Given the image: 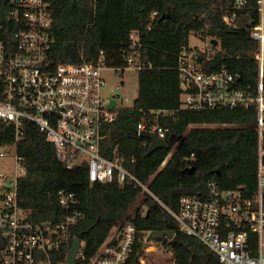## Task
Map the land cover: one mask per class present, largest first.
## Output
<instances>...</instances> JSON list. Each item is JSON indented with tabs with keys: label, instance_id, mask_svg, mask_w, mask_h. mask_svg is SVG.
<instances>
[{
	"label": "trees",
	"instance_id": "obj_1",
	"mask_svg": "<svg viewBox=\"0 0 264 264\" xmlns=\"http://www.w3.org/2000/svg\"><path fill=\"white\" fill-rule=\"evenodd\" d=\"M49 1L53 12L51 56L56 62L96 61L104 51L107 64L120 65L121 49L128 45L130 33L139 32L144 60L153 67L139 72L134 104L121 108L117 120L105 127L102 153L107 158L118 156L149 191L132 179L123 184L117 177L110 182H90L86 163L68 169L45 133L35 123L26 122L20 153L28 172L19 183L21 207L33 221H58L65 212L58 192H74L83 216L73 233L86 242L87 257L97 251L113 227L128 219L136 224L140 238L131 257L133 264H140L137 258L144 252L145 233L162 229L177 233L169 242L175 264H220L214 251L179 230L177 221L155 196L177 210L182 195L203 192L210 179H217L224 188L240 187L249 196L257 190L255 107L203 111L180 107L177 59L192 33L204 40H218L209 66H225L240 74L242 86L256 89L258 42L247 29L230 26L223 19L226 9H233V0ZM7 4L8 0H0L5 26L10 24ZM239 12L258 18V0H248ZM150 110L166 111L159 121L170 128L175 139L168 148L154 152L149 151L150 139L136 133L142 113ZM156 239L168 242L167 237Z\"/></svg>",
	"mask_w": 264,
	"mask_h": 264
},
{
	"label": "built area",
	"instance_id": "obj_2",
	"mask_svg": "<svg viewBox=\"0 0 264 264\" xmlns=\"http://www.w3.org/2000/svg\"><path fill=\"white\" fill-rule=\"evenodd\" d=\"M247 2L233 0V9H226L223 16L228 25L239 28V19L244 16L239 11ZM7 5L8 26L0 10V264H68L77 238L73 229L83 216L75 193L58 192L65 209L58 221H33L20 205L19 183L28 172L20 153L26 122L35 123L45 133L67 168L86 163L90 182H110L117 177L123 184L132 179L148 190L118 156L107 158L102 153L105 127L117 120L120 109L126 107L119 106L115 90L104 93L103 70L120 75L127 69L140 72L153 64L144 60L136 30L121 49L120 65L107 64L104 51L96 61L82 58L78 62H56L51 56V2L8 0ZM258 11L259 17L249 15L244 28L258 42L254 56L260 71L255 91L242 86L239 73L225 66H209L216 51L211 40L204 48L183 47L177 59L181 108L203 111L255 107L259 133L255 194L246 195L240 187L224 188L217 179H210L203 192L182 195L177 210L155 196L177 221L179 230L214 251L220 264H264V0H258ZM162 113L166 111L142 113L136 133H152L167 142L175 141L170 128L159 121ZM150 233L151 230L144 235V252L137 258L140 264H150L145 253L158 250ZM138 234L136 224L125 219L113 227L91 257H87L86 242L81 239L74 264H133ZM172 239L167 237L168 242L159 243L173 258L169 244ZM172 262L175 264L174 258Z\"/></svg>",
	"mask_w": 264,
	"mask_h": 264
},
{
	"label": "rangeland",
	"instance_id": "obj_3",
	"mask_svg": "<svg viewBox=\"0 0 264 264\" xmlns=\"http://www.w3.org/2000/svg\"><path fill=\"white\" fill-rule=\"evenodd\" d=\"M208 41H210L209 38L204 40L199 35L192 33L189 38V45L192 47L198 46L199 48H204ZM103 74L106 78L104 93L109 94L112 90H115L116 94L119 96V106H132L138 95L139 72L127 69L123 74L118 75L113 70L105 69L103 70ZM118 85H120V88H117ZM126 98L128 100H126ZM140 203L141 199L136 205H139ZM133 208H135V206ZM152 240L157 245L158 250L151 253H145L147 261L150 264H172L173 258L165 250V245L160 244L157 239Z\"/></svg>",
	"mask_w": 264,
	"mask_h": 264
},
{
	"label": "water",
	"instance_id": "obj_4",
	"mask_svg": "<svg viewBox=\"0 0 264 264\" xmlns=\"http://www.w3.org/2000/svg\"><path fill=\"white\" fill-rule=\"evenodd\" d=\"M249 15H244L239 19L238 22V27L244 29L246 26V21L248 20ZM212 42L214 43V45H216L218 43L217 39H212ZM144 137H147L149 139H151V143L149 146V151L150 152H154L155 150H157L158 148H168L170 146V144H172L174 141L170 140L169 142L157 137L155 134L152 133H143ZM194 169H191V172H193ZM164 237H169V238H173L176 239L177 233L174 230H168V229H162V230H153L150 233V238L152 239H162ZM80 241L81 238L77 237L74 239V243L70 249V253H69V257H68V264H74L75 263V256L76 253L79 249L80 246Z\"/></svg>",
	"mask_w": 264,
	"mask_h": 264
},
{
	"label": "crops",
	"instance_id": "obj_5",
	"mask_svg": "<svg viewBox=\"0 0 264 264\" xmlns=\"http://www.w3.org/2000/svg\"><path fill=\"white\" fill-rule=\"evenodd\" d=\"M210 39V38H209ZM211 41H212V39H210ZM213 43V42H212ZM214 44V43H213ZM214 46H218L219 47V44L217 43L216 45H214ZM152 232V231H151Z\"/></svg>",
	"mask_w": 264,
	"mask_h": 264
},
{
	"label": "bare ground",
	"instance_id": "obj_6",
	"mask_svg": "<svg viewBox=\"0 0 264 264\" xmlns=\"http://www.w3.org/2000/svg\"><path fill=\"white\" fill-rule=\"evenodd\" d=\"M252 108V107H251ZM69 169V168H68Z\"/></svg>",
	"mask_w": 264,
	"mask_h": 264
}]
</instances>
